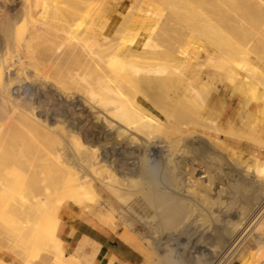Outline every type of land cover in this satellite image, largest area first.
<instances>
[{
	"label": "bare ground",
	"instance_id": "6f19581e",
	"mask_svg": "<svg viewBox=\"0 0 264 264\" xmlns=\"http://www.w3.org/2000/svg\"><path fill=\"white\" fill-rule=\"evenodd\" d=\"M203 1L218 23L205 19ZM136 2L138 10L110 17L105 0H0V207L8 216L0 221L26 230L1 243L60 263L55 224L30 217L54 213L57 197L75 189L146 228L152 264L261 259L264 159L224 143L214 134L223 131L211 118L216 106L203 109L216 79L239 95L240 117L264 104V14L255 15L263 1ZM141 3L163 8V19L140 16ZM175 22L186 37H173ZM9 172L11 184L2 177ZM18 176L29 182L15 186Z\"/></svg>",
	"mask_w": 264,
	"mask_h": 264
},
{
	"label": "rangeland",
	"instance_id": "374dc122",
	"mask_svg": "<svg viewBox=\"0 0 264 264\" xmlns=\"http://www.w3.org/2000/svg\"><path fill=\"white\" fill-rule=\"evenodd\" d=\"M261 1H263V4H261L262 2L260 3L262 5V10L259 8V7H261L260 4H257L256 8L254 5H252V7H254L256 10L255 11L256 17L259 16V14H258L259 12H260V15L264 14V0H261ZM137 2H136V0H105V4L109 7V9L110 8L112 9V10L108 11L110 17L119 16L126 9L127 6L129 8L135 7L136 10H138V8H139L138 5L137 6L134 5V4H138ZM203 2L201 3L202 5L200 4V6L202 7L201 9H203L202 10L203 13H207V12L209 13V16H206L207 18H205V19L208 20L209 19L208 17H210L212 22L215 23V20H216V23H218L217 19H215L217 17H216V15H214V13H215L214 9L210 8L211 9L210 11L211 12L213 11V14L210 13L209 10L207 12H204V11H206V10H204V8L209 9L208 7L210 5H208V3H206V2H204V3ZM195 3L197 6V5H199L200 1L194 2V5H195ZM141 4L142 5L140 6L141 7L140 9L143 12L142 11L137 12L140 16L148 14L156 20L163 19V17H164V14H163L164 9L163 8H161V7L151 8L147 12V9H149V8L145 7L144 3H141ZM192 5L193 4H191L190 6H192ZM258 5H259V7H258ZM196 6H194V8L192 7L193 11H195V8L197 9L198 6L197 7ZM212 8H215V6H212ZM257 8L260 9L263 13L260 10H258ZM144 9H146V10H144ZM198 11L202 12V11H200V9ZM198 11H195V12L198 13ZM208 13H207V15H208ZM263 18H264V16H263ZM211 20H210V22H211ZM173 24L177 25V26L179 25L178 23L175 22V23L171 24V27ZM252 24H255V22H252ZM248 25H249V22L246 23L247 27H248ZM180 27L181 26L178 27L179 28L178 30H176V28L172 27L173 29H175L174 30L175 33L178 34V32H176V31H179V34L182 35V37H181V36H179V34L177 35V34L173 33L175 35V36L173 35V37L176 39H181V38H184L183 36H185V35H183V32H182L183 30ZM186 28H187V26H186ZM174 31H171V32H174ZM204 46L209 47L207 43L204 44ZM247 50L248 49H246V51ZM248 52H251V50ZM252 53H254V52L252 51ZM198 55L200 57L199 62L204 63L206 53H204L200 49ZM253 56H257V55L253 54ZM259 66L264 70V63L259 62ZM210 69H211V66L205 64V66L201 70V72H203V73L200 74L199 78L207 79V77L209 75L208 71ZM198 82H200V79H199V81H196V83H198ZM215 86H216V88L214 90H211V92L209 93V95L207 97L206 104H205V107L203 109V114L204 113L208 114L211 106H213V107L216 106L213 109L214 113H213V115H211V118L214 120V122L216 124H218L220 129H222L223 131H218V133L217 132L214 133L208 127H202L201 130H203L206 133H214L215 135L217 134L222 139V141L224 143L233 147L234 149L241 150L242 155L245 157L248 156L249 154H254V155H257L258 157L264 159V144L259 143L256 140H253L252 137L250 136V135H253L254 137L260 136V128L264 124V106H263L264 104L260 106L261 108H259V104L255 105L254 103H250L248 105L246 112L247 111L250 112L249 116L252 117L253 119H252V121L247 120V121H249L248 124L246 121L245 125H248V129L246 131H243L242 128L234 129L232 127L228 128V129H223L220 126V122L218 120L220 113L223 112L224 110H227V112H230V109L237 112V110H241L242 107L240 104L239 95L238 94L235 95L234 93H232L230 87H226L225 84H221V82H219L218 79H216V81H215ZM209 113H212V112H209ZM249 125L252 126L251 130H250ZM231 129H233L235 132L237 131V134H240L241 136L230 133ZM240 129L242 130L241 132H240ZM13 169L18 170V168H16V167L12 168L10 170L12 171ZM9 173L12 176V172H9ZM10 174L9 175L4 174L2 177L6 181V183L9 182L11 184L12 179H10V178H14V177L13 176L11 177ZM20 178L18 176L17 180ZM14 179H16V178H14ZM17 180H15V181H17ZM22 181L25 183L29 182L28 179L25 181L24 179L21 178L16 183L12 181V184L14 183L15 186H18V185H21ZM46 183H48V181ZM70 188H72V187L70 186ZM72 193H73L72 196H67V197H63V196L59 195L57 197L58 203L61 205L64 203L65 200H71L73 202L79 203L82 206H86L87 208H91V209L94 208L98 217H99V214L105 215L104 213H106L107 215H109L112 218V222L114 223V226L110 225V227H109L112 231L114 239L121 244L122 243L125 244L126 248H128V246H129V249H130L129 251H131V253L135 257V259L139 262L138 264H152L146 258H154V260H156L155 255L152 254V252L149 249V246L147 245L146 241L144 240V237H147V235H148L146 228H143L142 226H140L137 223H135L132 227L128 226L126 223H124L121 220V217H120V215L117 214V212L111 211L108 208V206L105 205L103 200L97 196H92L90 201H85L82 198V196L78 192H76L75 189H73ZM8 195L9 194L7 193L4 197L7 196L6 199H8L9 198ZM50 198H53L52 194L50 195L49 200H50ZM5 203H6V200H5ZM1 209H3V208L0 207V220H1V218L5 219L4 216L8 217L7 213L1 211ZM99 209L102 211H100ZM127 219L134 220L133 217H128ZM8 220H9V218H8ZM30 220L38 221V223H42L44 226H48L50 223L53 222L55 224V229H54V233L52 235V241L54 243H57L58 245L62 246V248L64 249V240L59 235L61 222L57 217V210H55L54 213H52L48 210H43L40 212L33 213L32 217H30ZM3 222H4V220H3ZM25 232H26V230L23 231V230L19 229L18 225H16V224H13V223L10 224V222H7V224H6V223H2V221H0V264H28V263L32 264L34 262V259H36L38 253L44 252V251H41L38 249L33 250L31 248L22 247L21 246L22 244H20V243L8 244V245H6L7 247L6 246L4 247L5 244H2L3 242L1 240H3V238H13V237L15 238L16 236H19L18 234L22 235ZM14 235H16V236H14ZM79 243H80V239H79L78 244L75 247L73 252H69V253L65 252L66 255L65 254L63 256L61 255L60 258L62 259V261L60 259V263L63 262V263L67 264L68 257H70V256H73L76 260H78L81 263H88L87 259H90L92 256L91 250H92L93 245L91 243H87V244L80 247ZM145 243H146V245H145ZM95 247H98L99 253L94 258V261H93L94 264H111L112 263V257L105 260L106 257L108 256V253L102 248L100 243L96 244ZM83 256H85V258ZM235 258H238V257H235ZM41 259L42 260H48L46 258H41ZM249 259H250V261L248 262V264H250V263L251 264H258L260 262H261L260 264H264V257L261 259H256V258H249ZM115 261H117V263H119V264H128L127 262L125 263V261H121V262H118V260H115Z\"/></svg>",
	"mask_w": 264,
	"mask_h": 264
},
{
	"label": "crops",
	"instance_id": "0c3cea01",
	"mask_svg": "<svg viewBox=\"0 0 264 264\" xmlns=\"http://www.w3.org/2000/svg\"><path fill=\"white\" fill-rule=\"evenodd\" d=\"M239 115L240 110H237V112L232 109H230V112L224 110L220 113L218 118L220 126L223 129L232 127L234 129L242 128L243 131H246L248 129V125H245L246 121H252L253 118L245 115L243 112L242 117H244L245 120L242 122V117ZM248 122L249 121H247V124ZM260 135L264 138V124L260 128ZM104 214L106 215V213ZM105 215L99 214L98 217L94 208H87L86 206H82L71 200H65L57 210V217L61 222L59 235L64 240L65 252H73L80 239V247L87 243H91L93 245L91 250L92 256L90 259H87L88 264H94V258L99 253L98 247H95L98 243H100L102 248L108 253L105 260L112 257L111 264H119L115 260H118V262L125 261L128 264H138L139 262L135 259L131 251H129V246L126 248L125 244H121L114 239L112 231L109 228L110 225L114 226V223H109L106 219H104ZM83 257L85 258V256ZM41 258H46L48 260H42ZM32 264L66 263H59L55 261L50 254L46 252H39Z\"/></svg>",
	"mask_w": 264,
	"mask_h": 264
}]
</instances>
